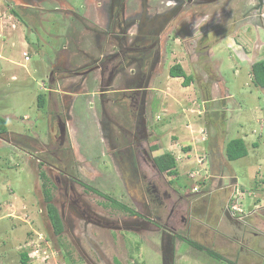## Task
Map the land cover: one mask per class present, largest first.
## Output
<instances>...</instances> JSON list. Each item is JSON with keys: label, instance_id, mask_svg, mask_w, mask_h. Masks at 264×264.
Here are the masks:
<instances>
[{"label": "rangeland", "instance_id": "1", "mask_svg": "<svg viewBox=\"0 0 264 264\" xmlns=\"http://www.w3.org/2000/svg\"><path fill=\"white\" fill-rule=\"evenodd\" d=\"M243 2L0 0V116L7 125L0 134V264H21L23 250L32 264H163L167 227L176 219L178 234L198 241L196 226L187 231L180 223L187 208L189 214L204 205L217 211L224 192L215 187L264 188V89L250 72L251 63L264 58V28L254 10L241 18L249 7ZM146 21L158 23L155 35L139 28ZM137 35L141 44H155L145 53L150 62L158 53L143 108L135 103L139 91L118 87L124 76L132 78L135 61L106 87L117 64L109 57ZM149 61L142 70L149 72ZM175 63L192 76L188 87L169 75ZM41 94L45 102L38 108ZM58 119L67 128L62 143ZM245 135L247 155L220 164L226 141ZM207 136L217 156L212 173L220 166L219 177L207 174ZM191 138L195 144L187 152ZM170 150L186 159L176 158V177L159 172L152 160ZM196 169L193 179L185 176ZM40 172L62 219L59 236L46 215ZM80 182L141 214L113 207ZM248 199L241 196L242 214L249 212ZM189 248L185 241L177 248L183 261H191ZM202 258L230 264L205 253Z\"/></svg>", "mask_w": 264, "mask_h": 264}, {"label": "crops", "instance_id": "2", "mask_svg": "<svg viewBox=\"0 0 264 264\" xmlns=\"http://www.w3.org/2000/svg\"><path fill=\"white\" fill-rule=\"evenodd\" d=\"M201 130H203L205 135H208V130L205 127L203 129L201 128ZM208 137L210 136H207L206 138L209 143L208 144L209 153L206 154L204 161L206 158L209 160L207 174L212 175L214 174L212 173V168H211L212 161L216 160L217 156H216V151L213 149V146L210 145L211 139H209ZM247 137H248L247 135H245L244 137H240L244 140L245 145H247L246 144ZM193 142H194L193 138H191L190 141H188L190 146L185 148L186 150H189L187 152H190L192 148L194 147L195 143ZM179 143L177 140L175 143L171 144V146L169 145L170 146L169 149L171 148L175 149L176 145L177 144L179 145ZM253 145H256V144L253 143ZM224 148H225V145H224ZM223 150H224L223 153L220 152V155L222 153L221 157L219 155V161H221L220 164L224 162L226 163L225 159L227 160L225 156V149ZM187 152L184 153V155H186V158L188 159L189 157L187 155ZM172 153L174 152L172 151ZM179 156L180 155H177L176 158L178 157L182 162L186 164V159L184 157H181V156L179 157ZM213 170H215L214 176L219 177L220 166L218 168V171L216 167ZM179 173H181V171H179ZM179 173H178V176H179ZM207 174L205 177H207ZM215 184H217V180H213L210 186L213 185V187H215ZM235 186L236 185H232V188L230 186L215 187L214 189L215 191L220 190L219 192H222V191L224 192L223 203L221 202L219 204L217 211L212 210V207L208 205H204V208H202V206L201 208L200 206H198V209L195 210V213L189 214L187 212H183L182 214H180L179 215L180 223L182 226L184 225L186 227L187 231L190 230V226L195 225L197 228L198 241L194 239L193 240L207 247L210 245L211 249H213L214 251L224 256L223 257L224 259H221V260L225 262H228L230 264H264V250L259 251L258 252L259 254H256L255 251H252L254 249L253 245L256 241L254 237L249 236V235L246 236V239L248 241L246 242L248 243V246L245 244L239 243L232 237V235L236 231V227L234 223L236 216L231 214L229 207L232 204V202L229 200L233 192V188ZM236 187L238 188V186ZM251 188L252 189L245 190V191L242 189L240 190L238 188L240 190V193H239L240 200H241V196H243L244 194H246L249 198L248 199L249 207L247 208V211H251V213H248V215L244 217V220H246L249 223H254L255 225L259 226V222L261 221L260 219H262V217L264 216V190H263L264 188H259L258 186L257 187L251 186ZM208 193L209 191L201 192L202 195H205ZM184 196L185 195L181 194L180 192V197H184ZM190 215H194L195 217L190 216ZM175 221L177 222V219ZM176 222H174V225L177 227L178 223ZM175 226H174V229L176 228ZM175 233L176 234L178 233L176 229H175V232H172L170 238L173 235H175ZM171 240H172V251H173L172 264H176V262H178L179 260L182 262V264H188L189 262H191V264L193 263L194 264H208L206 262H203L204 258H202V256L204 255V253L208 254L204 250L195 248L194 246L190 245L183 239L181 240L179 238L173 237L171 238ZM182 241H185L191 247L189 248V251L185 252L187 254L188 253L190 254L189 256H190L191 261H188L187 259H185L186 261H183L182 259L184 257V253L177 252V248L180 246V243ZM189 256L187 255V257ZM162 257H163V254H162ZM132 262H134V259L132 260ZM163 262H164V259H163Z\"/></svg>", "mask_w": 264, "mask_h": 264}, {"label": "flooded vegetation", "instance_id": "3", "mask_svg": "<svg viewBox=\"0 0 264 264\" xmlns=\"http://www.w3.org/2000/svg\"><path fill=\"white\" fill-rule=\"evenodd\" d=\"M188 1V0H187ZM218 1V0H217ZM256 3L255 4H252L251 0H247L248 4H249V7H247L243 13L241 14V18H247L249 17V13L250 11L249 10H254L255 12H257L256 14V18L259 19L258 23L257 24H260V26L262 28H264V22H263V18L261 17V14H262V9L264 7V0H255ZM246 0L245 2H243V6H245V4L247 3ZM254 3V1H253ZM183 7V6H182ZM180 8L181 7H178L176 8L177 11H180ZM182 10V9H181ZM249 12V13H248ZM160 24H162V22L158 21ZM119 26H120V22H118ZM139 25V24H138ZM142 27L139 26V28H141V30L144 29V34H153L154 32H156V27H158V23L154 22H150V21H146V22H143L142 24H140ZM128 27V26H127ZM233 26H231L229 28V30L223 34H225L226 36L225 37H229V35L231 36V29H232ZM234 30V29H233ZM140 33V32H139ZM155 35V34H153ZM140 35H137L136 36V39L135 41H133L134 44L132 45H128V44H117L118 46V51L116 52V54H114L115 56H110L109 59H113V57L117 58V64H115L113 67H111L110 69V72H109V76L107 78V86H109L110 82L109 80L111 81V79L116 75L118 74L119 72L116 73L117 70H122L123 68L127 67V64H131V62H134L136 63V66L134 68H131V75H132V78H128V75L127 76H124V79H123V83L120 85H118L119 87V90L122 91V89L124 87H128V88H132V89H126V91H132L133 90V95H138L139 92H140V99L138 100H135V103L138 104V107H141L143 108V104H145V97H146V87L148 86L147 83L149 81V78L151 77V74H152V71H153V68H154V65L156 63V59L158 57V53H152L151 55V58H153V60L150 62L148 58H146L145 56V53L148 51V50H151L153 47H155V44H141L140 43V38H139ZM139 38V39H138ZM120 41L122 40V38H120ZM131 41V40H130ZM153 43H155L153 41ZM111 59V60H112ZM149 61V72L148 70H142L141 66L142 64H144L146 61ZM254 62V61H253ZM252 62V63H253ZM148 63V62H146ZM251 63V64H252ZM102 66H105V65H100V68H102ZM139 68H138V67ZM108 67V66H107ZM143 67V66H142ZM94 69V68H91V70ZM142 70V72H141ZM74 74H77V75H84L86 73H82V71H77L75 70V72H73ZM123 75V74H122ZM144 76L146 77V82L141 85L142 81L144 80ZM120 79L122 80V78L120 77ZM127 80V81H126ZM126 84V85H125ZM134 87V88H133ZM118 90V91H119ZM139 91V92H138ZM134 101V99H133ZM109 118V116H107ZM64 123V134L61 135L60 133V124ZM142 122H143V119H142ZM57 128H58V132H59V139H60V143H62L64 140H65V134H66V131H67V128H66V123L65 121H62L61 119H58L57 120ZM143 129V127H141V130ZM126 130V129H125ZM129 133V131H128ZM133 138L135 139V135L133 136ZM153 160V158H152ZM79 181V180H77ZM84 183V182H83ZM80 184L82 185V182H80ZM83 186V185H82ZM139 187V186H138ZM141 187H139L140 189ZM152 190L154 191V193L157 191L156 188L154 186H152ZM42 191V189H41ZM143 192V191H142ZM51 202H52V199H51ZM192 207V205H191ZM195 208V206H194ZM137 214H135V216H137L138 214H141L140 212L136 211ZM190 212V209L187 208V213ZM47 215V214H46ZM139 216V215H138ZM142 216V215H141ZM61 217V216H60ZM261 221L259 222V226L255 225L254 223H249V226H247L245 228V231H244V241L243 242H246L247 239H246V236H252L256 239L257 243H255L253 245V250H256V252H259L261 250H264V216L262 217V219H260ZM151 221L153 222V224H156V226H160V225H157V221H155L154 219H151ZM237 223V222H236ZM236 225V224H235ZM237 227V226H236ZM186 228V227H185ZM165 229H163L164 231ZM172 232H175V229L173 227H167V236H166V245H165V248H166V251L168 253V255L165 257L164 259V262L163 264H172V254H173V251H172V240L171 238L175 237V235H173L171 238V234ZM176 234V233H175ZM235 234V237L239 236L238 233H236V231L234 232ZM252 234V235H251ZM56 235V234H55ZM57 236V235H56ZM59 236V235H58ZM248 242V241H247Z\"/></svg>", "mask_w": 264, "mask_h": 264}, {"label": "trees", "instance_id": "4", "mask_svg": "<svg viewBox=\"0 0 264 264\" xmlns=\"http://www.w3.org/2000/svg\"><path fill=\"white\" fill-rule=\"evenodd\" d=\"M14 13V12H13ZM250 72H251V78L252 82L254 83L255 86H258L260 88L264 89V58L259 59L254 61L251 64L250 67ZM168 73L172 77H180L182 78V85L187 86L193 79L190 74H186L183 67L179 63H175L171 65L168 69ZM45 102L44 96L38 95L37 97V103H38V108H43ZM7 131V125H6V119L4 117L0 116V134H3ZM188 147V146H186ZM157 147H154L153 150H156ZM225 156L227 160L233 161L238 158L244 157L247 155V147L245 145V142L242 138L236 137L228 140L225 144ZM153 163L157 170L159 172L165 173L170 176H178L177 172V161L175 155L170 152V151H164L156 156H153ZM40 176H42V183H41V189H42V195H43V200L45 202V209H46V214L48 217V220L50 222L51 228L53 232L56 235H59L63 231V223L62 219L60 217V214L55 207V205L51 202L52 199V194H51V187L49 184L46 183V177L44 172H40ZM82 185H84L86 188L91 189L92 191L98 193L99 195H105L104 197L108 199L109 202H111V205L115 208L121 209L124 212H127L128 214L135 215L137 212L128 207L127 205L117 201L116 199L107 196L106 194L99 192L96 188H93L92 186H89L85 183L82 182ZM176 238L183 239L190 245L194 246L197 249L204 250L207 252L209 255L214 256L215 258L218 259H224L223 255L219 254L218 252L214 251L213 249L204 246L190 237H187L186 235H181V234H175ZM19 262L21 264H32L29 260V257L27 256L26 251H22L19 253Z\"/></svg>", "mask_w": 264, "mask_h": 264}, {"label": "built area", "instance_id": "5", "mask_svg": "<svg viewBox=\"0 0 264 264\" xmlns=\"http://www.w3.org/2000/svg\"><path fill=\"white\" fill-rule=\"evenodd\" d=\"M201 160V158L199 159ZM202 162V161H201ZM201 171V169H196V170H188V172L186 173V177L188 179H193L194 176H196L199 172ZM192 190L194 191H198V187L197 186H193ZM239 193L240 190L235 186L233 188V192L231 194L230 200L232 202V204L230 205L229 209L231 211L232 215H235L237 217L241 216V214L243 213V210L240 206V197H239ZM234 201V202H233Z\"/></svg>", "mask_w": 264, "mask_h": 264}, {"label": "water", "instance_id": "6", "mask_svg": "<svg viewBox=\"0 0 264 264\" xmlns=\"http://www.w3.org/2000/svg\"><path fill=\"white\" fill-rule=\"evenodd\" d=\"M90 69H91V68H90ZM90 69H87V70L83 71L82 73H87V72L90 71ZM60 133H61V135L64 134V123H62V122H61V124H60ZM248 213H251V211H249ZM248 213H247V214H242V215L239 216V217H237V216L235 217V221H234V223L236 224L235 227L237 226V227H236V233H238L239 236L235 237V234L232 235L233 239H235V240L238 241L239 243L245 244V245H247V246H248V243H247V242H243V241H244V237H243V235H244L245 228H246L247 226H249V223H248L246 220H244V217H245L246 215H248ZM236 222H237V223H236ZM255 243H257V241H255ZM255 243H254V244H255ZM251 250H252V249H251ZM252 251H255V252H256V250H252ZM256 254H259V253L256 252Z\"/></svg>", "mask_w": 264, "mask_h": 264}, {"label": "clouds", "instance_id": "7", "mask_svg": "<svg viewBox=\"0 0 264 264\" xmlns=\"http://www.w3.org/2000/svg\"><path fill=\"white\" fill-rule=\"evenodd\" d=\"M207 22V18H205V20L201 21L199 25H194V27H201V25H203V23Z\"/></svg>", "mask_w": 264, "mask_h": 264}]
</instances>
